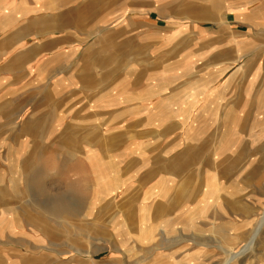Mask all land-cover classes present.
I'll list each match as a JSON object with an SVG mask.
<instances>
[{"label":"rangeland","instance_id":"374dc122","mask_svg":"<svg viewBox=\"0 0 264 264\" xmlns=\"http://www.w3.org/2000/svg\"><path fill=\"white\" fill-rule=\"evenodd\" d=\"M45 2L0 20V264H264V0Z\"/></svg>","mask_w":264,"mask_h":264},{"label":"crops","instance_id":"0c3cea01","mask_svg":"<svg viewBox=\"0 0 264 264\" xmlns=\"http://www.w3.org/2000/svg\"><path fill=\"white\" fill-rule=\"evenodd\" d=\"M37 1H39V0H35L34 1V3L32 4V5H28V6H25V7H23V11H24V8H26L27 10L28 9H34L35 7H37ZM5 3H7V2H5ZM41 5H46V2H45V0H41ZM50 5V4H49ZM65 7L66 6H61V5H59V4H57V8L55 9L56 10V12H59V13H61V12H64L65 11ZM7 9V11L9 10L10 12H8V16L7 17H1L0 16V20H3V19H8V17H10V16H21V17H24V16H28V15H30V16H35L36 14H39V13H30V14H27V15H24L25 14V12H23V11H19L18 10V8L17 7H14V8H8V3L7 4H1L0 5V11H2L3 9ZM52 10H54V8H52ZM48 11H50V10H48ZM66 12V11H65ZM64 12V13H65ZM41 13H43V12H41ZM53 17H55V16H53ZM59 18H60V16H58ZM34 20H38V19H34ZM34 20H32V21H34ZM31 21V22H32ZM5 25H7V24H5ZM30 25V23L28 24V26ZM69 29V32H71V28H68ZM9 31H11V30H4V29H0V32H9ZM61 30L59 31V35L58 36H56V39H54V42H60V35H61ZM67 32H65V34H66ZM64 36V38H66V36L65 35H63ZM23 40H21L20 42H18L17 43V45H18V47H17V49H16V52H19V51H21V50H27V52L26 53H28V52H31V51H34V53H35V56H34V58L32 59V60H30L25 66H24V68H25V70H29L30 68H31V70L32 69H34L35 68V66H37V63L39 62V55H41L40 53L39 54H36L38 51H37V47H38V44L36 45V47L35 46H32L31 48H27V46L25 45V43H24V41L22 42ZM59 42L57 43V51H58V54H59V48L61 47L60 45H59ZM42 44H45V42H42ZM40 47H41V44H40ZM67 47L68 48H70L71 49V45H67ZM73 47V46H72ZM61 49V48H60ZM66 50H67V48L66 47H64L63 48V51L64 52H66ZM72 53H74L75 52V48L73 47L72 49ZM71 51L69 50V53H70ZM33 53V54H34ZM11 54V52H10V50H8V53H7V55L9 56ZM6 55V54H5ZM0 56H3V54H1ZM22 56V55H21ZM20 56V57H21ZM39 58V59H38ZM18 59H19V57H18ZM17 59V60H18ZM5 68L7 69L8 67L7 66H5Z\"/></svg>","mask_w":264,"mask_h":264},{"label":"bare ground","instance_id":"6f19581e","mask_svg":"<svg viewBox=\"0 0 264 264\" xmlns=\"http://www.w3.org/2000/svg\"><path fill=\"white\" fill-rule=\"evenodd\" d=\"M110 185V183L108 184ZM182 190V189H181ZM186 190V189H185ZM189 194L190 191L189 190H186L184 191V194ZM186 194V195H187ZM74 209L72 208V206H70L68 203L66 202H63L61 200L55 202L50 208H49V211L52 213V215H57V214H66V213H74L73 211ZM92 254V253H91Z\"/></svg>","mask_w":264,"mask_h":264}]
</instances>
